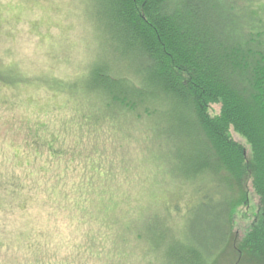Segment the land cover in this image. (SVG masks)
Listing matches in <instances>:
<instances>
[{
  "label": "trees",
  "instance_id": "1",
  "mask_svg": "<svg viewBox=\"0 0 264 264\" xmlns=\"http://www.w3.org/2000/svg\"><path fill=\"white\" fill-rule=\"evenodd\" d=\"M97 2L115 60L94 64L88 77L69 76L73 79L67 81L0 68V105H22L20 109L31 105V97L20 93L34 88L59 100V105L30 111L31 116L10 115L8 130L22 136L18 144L6 142L9 154L0 167L1 189L22 206L36 200L38 193H47L45 201L51 206L61 196V208L72 207L83 217L101 220L98 236L111 242L101 255L106 256L105 264H119L126 260L120 246L131 242L141 246L148 238L137 231L133 240L129 237L132 241L120 243L122 230L115 213L138 193L131 187L139 188L146 168L166 169L165 159L172 162L178 153L181 170L190 171L199 188L195 205L177 204L175 215L182 213L178 205L188 216L193 214L192 231L194 236L202 233V238H195L205 255L180 242L176 218L167 215L160 225L157 222L161 239L155 237L146 257L159 256L164 264H209L206 258L229 248L235 217L249 206L253 190L260 212L242 248L260 259L264 0ZM184 118L197 123L200 149L184 153L173 139L158 142L165 136L166 123ZM235 136L243 138L250 150ZM137 226L132 221L125 232L133 235Z\"/></svg>",
  "mask_w": 264,
  "mask_h": 264
},
{
  "label": "rangeland",
  "instance_id": "2",
  "mask_svg": "<svg viewBox=\"0 0 264 264\" xmlns=\"http://www.w3.org/2000/svg\"><path fill=\"white\" fill-rule=\"evenodd\" d=\"M112 47L111 39L99 18L97 0H0L2 69L8 67L15 73L23 71L31 76L48 74L60 77L63 81L73 79L68 78L69 76L88 77V70L94 64L115 60ZM20 94L24 98L31 97V105H25L23 109H20L22 105H0L1 168H4L5 157L9 154L6 142L18 144L22 136L16 131L8 130L9 124L13 122L10 115L17 112L31 116L30 111L36 112L46 105H59L58 98L36 88L22 90ZM218 110V107H214V112L218 113ZM198 130L197 123L191 119L184 118L180 123L173 122L171 125L166 123L163 128L165 136L158 142L173 139L177 148L185 150L184 153L193 147L200 149ZM5 131H8L7 134ZM235 139L250 150L243 138L235 136ZM177 156L172 158V162L171 158L165 159L166 169L155 172L146 168L139 188L131 187L134 191L138 189V193L132 194L128 203L115 213L122 230L117 239L120 243L131 238L133 240L137 231L144 232L148 238L141 246L133 242L120 246L123 249L121 254L127 261H120L119 264L165 263L159 256L146 257L145 251L155 242V237L157 240L161 239L156 233L157 222L160 225L162 218L167 215L176 218L173 224L178 229L180 242L190 250L200 251L205 255L206 249L199 247L195 238H202V233L194 236L195 232L192 231L193 214L188 216L185 207L180 206L195 205L199 184L191 177L189 170V173L181 170ZM32 164L37 165V169L40 168V162L33 160ZM186 181L190 183H184ZM18 184L16 181L17 186ZM52 184L53 182L48 185L49 189ZM1 188L0 264L106 263V256L101 255L102 249L111 242L98 236L101 220L93 221L83 217L80 211L72 207L61 208V196L51 206L46 203L51 201H45L49 198L47 193H38L36 200L22 206L8 194L6 196ZM59 191L61 193V187ZM259 202L258 196L250 190L249 206L242 208L235 217V233L229 248L224 254L218 252L211 258H206L207 263L264 264V256L255 259L242 248V241L260 212ZM177 204H180L178 206L182 212L179 217L175 215ZM132 221L138 224L132 230L133 235L125 232Z\"/></svg>",
  "mask_w": 264,
  "mask_h": 264
}]
</instances>
